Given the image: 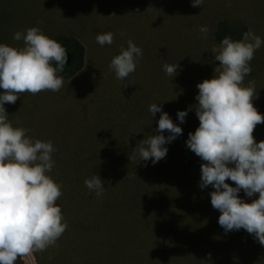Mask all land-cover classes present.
Wrapping results in <instances>:
<instances>
[{
	"label": "rangeland",
	"instance_id": "374dc122",
	"mask_svg": "<svg viewBox=\"0 0 264 264\" xmlns=\"http://www.w3.org/2000/svg\"><path fill=\"white\" fill-rule=\"evenodd\" d=\"M228 2L204 0L203 6L193 7L192 0H0V44L23 47V40L13 39L14 33L38 26L49 38L65 34L77 38L86 47L85 68L75 78L64 81L59 91L46 90L35 95L21 93L15 104L4 105L14 127L27 128L30 130L27 135L32 138L53 143L55 170H67L73 176L78 164L65 161L72 156H126L130 167L144 169L142 179L155 174L159 178L158 174L164 176V173L151 168V160L148 163L138 158L129 159L139 141L156 134L160 113L152 117L149 106L160 104L183 129L182 135L168 147L165 160L174 163L175 157L169 151L175 148L182 147L185 153L190 151L196 163L190 181L198 184L197 189L188 183L190 198L174 202L173 206L164 205L171 212L166 218L172 219L167 231L153 230L149 227L151 222L139 230V241L143 239L146 243L150 239L149 245L144 247L147 252L135 244L126 253L131 258L142 257L143 264H151L155 256L156 264H264V246L244 229L225 233L218 223L221 213L211 205L210 193L214 189L212 186L200 188L201 164L205 162L183 146L189 132L194 133L199 126L195 108L188 111L185 123L181 124L177 117L178 111L188 110L190 105L198 103L196 85L212 79L219 65L211 52L215 45L211 36L204 39L197 28L200 21L208 20L210 12L240 8L251 12L254 25L262 26L259 37L264 40V0H230V7ZM109 31L114 34L113 43L99 45L96 35ZM129 39L142 49L143 55L135 72L119 80L109 64L120 53L121 46L127 48ZM165 63L179 65L174 77L165 73ZM251 67L253 70L245 77L244 86L255 80L257 96L252 102L264 115L263 47L255 52ZM3 91L0 89V93ZM164 135L168 133L165 131ZM253 136L256 142L264 141V124L255 127ZM127 163L125 167L129 169ZM171 172L169 169L168 174ZM135 174L133 178L141 181ZM171 179L168 176L166 182L172 183ZM71 182L78 188L75 180ZM226 182L236 186L230 179ZM131 187L130 194L133 193ZM238 195L248 203L258 198V194L247 197L243 190ZM135 211L129 218H139ZM157 221L161 225V219ZM77 230L67 226L56 242L58 246L20 257L19 261L21 264H81L77 250L61 254L67 239L75 238L79 245L92 240L97 251L93 256L104 262L108 260L106 264H119V259L107 255L109 248L102 231ZM157 243L158 246L165 243L167 248L160 251Z\"/></svg>",
	"mask_w": 264,
	"mask_h": 264
},
{
	"label": "clouds",
	"instance_id": "9594fccd",
	"mask_svg": "<svg viewBox=\"0 0 264 264\" xmlns=\"http://www.w3.org/2000/svg\"><path fill=\"white\" fill-rule=\"evenodd\" d=\"M203 3L192 0L193 7ZM227 6H231L230 0ZM199 31L208 38L206 25ZM13 39L23 40L24 46L0 44V89L4 90L0 93V264H16L20 257L58 246L56 242L68 226L56 204L62 185L47 175L55 164L53 143L32 138L27 128L14 127L4 107L15 104L21 93L59 91L64 81L58 73L65 68L68 52L38 26L15 32ZM113 41L110 31L96 35L101 46ZM262 45L264 40L251 30L241 40L225 36L214 45L211 52L219 65L213 78L196 85L198 103L178 111L177 117L183 124L188 111L195 108L199 126L194 133L189 132L186 146L205 162L201 164L200 188L214 189L211 205L221 213L219 225L225 233L244 229L264 246V141L256 142L253 136L255 127L264 124V115L252 102L257 96L255 80L244 86L245 77L253 70L254 54ZM142 55V49L129 39L127 48L121 46L120 53L112 58L109 69L124 80L135 72ZM178 67L163 65L169 77L177 74ZM149 112L152 117L160 113L156 134L139 141L129 159L155 164L166 157L165 145L182 135L183 129L160 104H151ZM229 179L235 187L226 182ZM84 184L97 197L103 194L105 187L99 175L86 178ZM241 190L249 198L257 194L258 198L245 202L238 195ZM208 256L210 259L211 254Z\"/></svg>",
	"mask_w": 264,
	"mask_h": 264
},
{
	"label": "trees",
	"instance_id": "16d2710c",
	"mask_svg": "<svg viewBox=\"0 0 264 264\" xmlns=\"http://www.w3.org/2000/svg\"><path fill=\"white\" fill-rule=\"evenodd\" d=\"M250 14L251 12L242 8L231 9L227 12L216 9L209 13L208 20L200 21L197 28L200 29L201 26L206 25L209 29L207 35L211 36L212 42L217 46L225 36H231L234 41L241 40L243 34L249 30L260 36L262 26L259 24L254 25ZM50 38L64 46L68 52V61L65 68L58 75L63 78V81L75 78L86 66V47L73 36L56 34ZM261 47L264 48V45ZM53 66L55 67V64ZM173 143L174 141L166 144L165 147H172ZM176 144L179 145L180 143L176 142ZM183 146L186 148L185 143ZM184 150L186 149L181 147L179 150L175 148L169 151L175 157L174 163L168 162L165 158L155 164L150 162L151 168L163 171L164 176L158 174L159 178L155 174L148 176L147 179H142L144 169L130 167L127 158L125 159L126 156L93 155L66 158L65 161L71 160L73 163L78 164L73 176H70V171L58 172L54 168L47 175L62 185V195L56 204L60 206L68 227L70 226L75 231L78 228L87 229L88 231H102L104 233L103 237H105L103 240L106 241L109 248L108 253L110 254L107 255L119 259V264H143L141 262L142 257L131 258L126 253L130 246L134 247L135 244L145 250V253L147 252L148 249L146 250L144 247L145 244L149 245L148 241L150 239L145 241L146 243L143 242V239L139 241V232L143 230V227L146 228L149 225L148 222H151L149 227L153 230L159 228L164 232L167 231V225H170L169 222L172 219L166 218L171 212L164 205L173 206L176 204L174 202L180 201L181 203L183 200L190 198L188 183L189 186L191 184L192 188L197 189L198 184L190 181L196 163L192 161L190 151L185 153ZM126 163L129 164V169L125 167ZM169 169L172 171L170 174H168ZM135 173L141 177V181L140 178L136 180L133 178ZM93 174L99 175L105 187L103 194L99 197L96 196L95 191L90 192L84 184L85 179L91 178ZM168 176L172 178V183L166 182ZM71 179L76 181L78 188L73 186ZM159 183L163 186H159ZM185 184H187L186 187ZM131 186H133L132 194L129 193ZM174 197L179 199L174 201L172 200ZM163 208L164 212L162 211ZM131 210H136L135 213L139 214V218H129L132 213ZM157 219H161V225H159ZM75 236L78 239V236ZM74 240L75 238L67 239L68 242L65 245L63 244L64 248L61 250V254L67 255L69 251L77 250L76 256H79V263L81 264H106L109 262L106 259L104 262L102 258L93 256L97 251L92 245V240H89V242L83 241L81 245L77 243V240ZM164 244L161 243V246H158L159 243H157L156 247L161 251L167 248V245ZM147 256L150 257V249ZM154 259L155 261L151 264H156L157 256ZM16 264H21L19 259H17Z\"/></svg>",
	"mask_w": 264,
	"mask_h": 264
}]
</instances>
